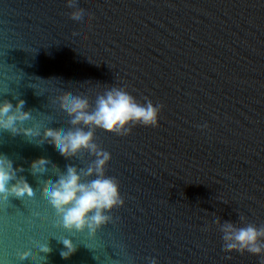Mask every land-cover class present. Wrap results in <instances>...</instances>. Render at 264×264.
I'll use <instances>...</instances> for the list:
<instances>
[{"label": "water", "instance_id": "water-1", "mask_svg": "<svg viewBox=\"0 0 264 264\" xmlns=\"http://www.w3.org/2000/svg\"><path fill=\"white\" fill-rule=\"evenodd\" d=\"M71 2L0 0V100L22 99L23 126L43 135L71 127L64 98L93 105L117 87L159 104L157 123L94 129L123 203L91 232L61 227L44 191L94 157L0 130V153L39 194L0 198V264H23L41 243L51 249L43 264H261L264 253L224 250L213 221L264 226V0ZM76 9L87 23L70 19ZM40 159L51 177L31 172ZM64 237L75 246L67 258Z\"/></svg>", "mask_w": 264, "mask_h": 264}, {"label": "clouds", "instance_id": "clouds-1", "mask_svg": "<svg viewBox=\"0 0 264 264\" xmlns=\"http://www.w3.org/2000/svg\"><path fill=\"white\" fill-rule=\"evenodd\" d=\"M67 5L72 7L71 0H67ZM70 19L84 24L87 23L88 15L76 9L70 13ZM23 105L22 99H18L15 105L7 99L0 100V130H6L12 135L22 133L36 143L46 140L65 158L75 156L82 149H86L94 157L86 168L66 165L65 170L57 175L55 181H50L44 191L61 227L69 232L84 229L93 231L110 219L107 215L109 210L123 203L118 182L104 174V166L110 155L94 142V129L126 134L130 124L155 126L161 106H154L147 100L139 103L123 88L117 87H110L98 94L93 105L85 97L70 95L62 100L60 106L69 118L71 127L62 132L47 128L41 135L39 129L23 126L24 121L31 119L29 111L23 110ZM30 168L38 177H51L55 171V166L43 159L32 161ZM20 170L19 166L13 168L11 159L0 153V198L8 197L9 194L24 199L39 198V194L27 180L23 176H17L16 173ZM82 176L92 178L84 182ZM213 223L219 225L224 250L247 251L257 255L264 253V226L249 223L237 227L231 221L220 223L217 220ZM60 243L63 245L61 258H67L75 251L71 239L61 238ZM50 251L47 243H41L35 254L22 253L20 260L23 264H43L46 256L40 253ZM149 264H156L155 259L149 260Z\"/></svg>", "mask_w": 264, "mask_h": 264}]
</instances>
